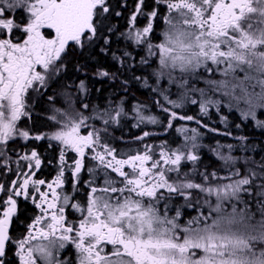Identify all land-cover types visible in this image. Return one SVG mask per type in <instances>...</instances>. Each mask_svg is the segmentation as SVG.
Here are the masks:
<instances>
[{
    "label": "snow or ice",
    "instance_id": "1",
    "mask_svg": "<svg viewBox=\"0 0 264 264\" xmlns=\"http://www.w3.org/2000/svg\"><path fill=\"white\" fill-rule=\"evenodd\" d=\"M113 16L112 0H0V264L10 247L17 264H264V148L225 115L264 130V0H135L126 30ZM97 48L117 70L95 77L123 95L92 105L80 78L53 90L70 49ZM131 83L158 113L127 106ZM33 93L51 106L50 134L21 123ZM128 122L140 131L121 150ZM209 132L224 139L202 143ZM39 142L57 151L52 179ZM22 203L34 211L15 236Z\"/></svg>",
    "mask_w": 264,
    "mask_h": 264
},
{
    "label": "flooded vegetation",
    "instance_id": "2",
    "mask_svg": "<svg viewBox=\"0 0 264 264\" xmlns=\"http://www.w3.org/2000/svg\"><path fill=\"white\" fill-rule=\"evenodd\" d=\"M118 2L119 0H112L113 6L116 8V10L122 11V16L120 17L113 16L111 18V23L121 30H126L127 19L135 3V0H128L129 7L127 10H122L119 7H116ZM146 3L150 9L152 7V0H146ZM139 23L143 25L144 23L143 18L140 19ZM159 31H160V28H159V25H157V32ZM117 46H118L117 44H114L113 45L114 49ZM85 52L86 51H84L83 53ZM83 53H81L78 50L70 49L67 57L73 56V55L78 56L79 54H83ZM98 53L101 54L103 57H105L109 64L107 67H104V68L108 69L111 72H116L117 66L111 60V57L105 56L102 52L99 51V49H98ZM97 68L99 67H95L91 70L87 68L84 69V71H82V73L79 75V78L84 79L87 83L88 94H89L88 99L90 100L92 105H98V104L107 105L111 103V99L114 95H123L120 91L121 85L119 81L113 83L112 81L108 79H103V80L97 79L95 75L92 74V72L94 71L96 72ZM67 70H68V66H67ZM85 72L87 73L86 76L84 75ZM122 78L123 77H121V79ZM77 79L78 77L77 78H75L74 76L69 77L66 72L65 78L61 80L58 85H53V90L59 91L60 88L65 84L71 87L72 82L76 81ZM90 79H95L98 82L103 83L99 85L98 87H95L94 96L88 86ZM29 99H30L29 107L31 111V118L28 120H23L21 123L23 124L24 127L34 132H38L40 134H46V133L50 134L51 131L53 130L51 127L50 120L48 118L50 116L51 106L47 103L46 99L42 98L40 93H33ZM125 99L127 101V104H131L132 106L136 102H142L143 104H153L154 97H153V94L149 90L141 87L138 83H131L129 85V91ZM55 106L61 107V101L57 100ZM155 111L156 113L158 112L156 108H155ZM139 131L140 130L131 127V122H130V130L126 129L125 131L122 129V127L118 128L114 133V136L117 138L116 146L120 148L121 150H126L129 145L121 144L118 138L123 136L126 140H129L130 142L131 137L139 135ZM129 132H134V134H130ZM154 139L158 143L162 139L168 140V135L161 133L160 136L155 137ZM35 146L37 147V150L41 152L45 160L44 166L42 167V170L39 173V175L41 176V178H45V179L54 178L55 171H56L55 165L57 161L56 149L48 148L46 142H39ZM48 161H52V163L49 164ZM82 179H87L86 173L83 174ZM84 191H86V189ZM33 211L34 210L30 204H24V203L21 204L19 219L16 221V223L13 225V228H12V231L15 236H20L24 232L25 225L27 223V218L33 215ZM14 252L15 250L13 247H10L8 249V254H7V257L5 258L6 264H17V258Z\"/></svg>",
    "mask_w": 264,
    "mask_h": 264
},
{
    "label": "trees",
    "instance_id": "3",
    "mask_svg": "<svg viewBox=\"0 0 264 264\" xmlns=\"http://www.w3.org/2000/svg\"><path fill=\"white\" fill-rule=\"evenodd\" d=\"M65 63L68 66L67 75L69 77L74 76L75 78H79V75L84 71V69H93L95 67H107L109 64L107 62V59L103 57L101 54L98 53V48L93 50H88L83 54L73 55L66 58ZM112 66V65H111ZM81 68V71H77V68ZM92 74L95 75V71L92 72ZM89 88L91 92L93 93V96L95 95V87H98L99 85L103 84L98 82L95 79L89 80ZM98 97V96H96ZM149 106L153 113H156L155 106L153 104H145ZM127 106L130 108L131 104H127ZM158 113V112H157ZM196 109L192 108L190 111V114H195ZM225 115L228 116V126L229 129L236 132L237 134L246 135L251 140V146L254 149H261L264 148V130H261L259 128L254 127L252 124H247L246 127H242L240 129H235L232 127V125L236 123H240V117L239 114L235 111L228 113L225 111ZM211 124L213 127L216 128H223L224 125L221 124L220 120L213 115L211 119ZM122 129L126 131L130 130V122L122 124ZM130 134H134V132H129ZM177 139V136L175 133H171L168 135V140L174 141ZM223 136H214L211 132L207 133L205 137L202 139V143L209 144L214 146V142L217 140H223ZM203 162L205 165H213L215 166L219 162L215 160V158L212 156L210 152L205 150Z\"/></svg>",
    "mask_w": 264,
    "mask_h": 264
}]
</instances>
